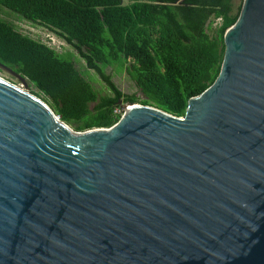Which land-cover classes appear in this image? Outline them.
Returning <instances> with one entry per match:
<instances>
[{
    "label": "water",
    "instance_id": "water-1",
    "mask_svg": "<svg viewBox=\"0 0 264 264\" xmlns=\"http://www.w3.org/2000/svg\"><path fill=\"white\" fill-rule=\"evenodd\" d=\"M225 44L184 117L84 133L0 77V264H264V0Z\"/></svg>",
    "mask_w": 264,
    "mask_h": 264
},
{
    "label": "trees",
    "instance_id": "trees-1",
    "mask_svg": "<svg viewBox=\"0 0 264 264\" xmlns=\"http://www.w3.org/2000/svg\"><path fill=\"white\" fill-rule=\"evenodd\" d=\"M236 0H0L30 26H44L73 46L109 90L98 92L63 54L0 19V64L29 79L76 132L110 129L120 102L156 106L184 117L191 98L219 77L225 36L244 5ZM222 18L223 23L214 26ZM126 70L143 95H127L108 67Z\"/></svg>",
    "mask_w": 264,
    "mask_h": 264
},
{
    "label": "rangeland",
    "instance_id": "rangeland-1",
    "mask_svg": "<svg viewBox=\"0 0 264 264\" xmlns=\"http://www.w3.org/2000/svg\"><path fill=\"white\" fill-rule=\"evenodd\" d=\"M243 1L244 0H236L235 1L236 6L238 7L239 5H242ZM0 19L15 25L16 27H18V30L21 32L37 31L35 28L30 26V23L27 20H24V18H22L21 15H19L14 11H10L4 7H0ZM39 30L42 31V33L44 34L43 36H45V39L48 40V37L51 36L49 33H51L52 30H48L46 27L40 25H39ZM59 38L55 36L56 41L58 43L59 42L62 43L61 47H63V50L61 53L72 54L73 62L77 70H79L88 80L91 81L92 85L98 92L102 94H108L109 90L107 89L106 85L100 80V78L96 75L94 71L87 69L85 60L81 58V56L76 51V49L73 46L69 45L68 42L65 41L63 38L60 39ZM107 73L112 75L114 83L125 94L127 95L135 94L140 99L144 98L143 95L140 93L139 89L137 88L135 81L130 77V75L126 70H120L118 66H113L107 68ZM0 77L22 89H25L31 94H33V92H36V90L33 87H31V84L29 82L28 84L21 82L19 78L15 76L9 69H5L1 65H0ZM116 109H114V116H116L115 115ZM124 115H125V111H124ZM71 128L75 130V127H71Z\"/></svg>",
    "mask_w": 264,
    "mask_h": 264
},
{
    "label": "built area",
    "instance_id": "built-area-1",
    "mask_svg": "<svg viewBox=\"0 0 264 264\" xmlns=\"http://www.w3.org/2000/svg\"><path fill=\"white\" fill-rule=\"evenodd\" d=\"M223 23V19L220 18L217 20V23L216 25L214 26H218V25H221ZM33 28H35L37 31H24L22 33L32 37L33 39L37 40V41H41L42 43L48 45L49 47L57 50L58 52H62L63 50V47L62 46V43L61 42H57L56 39H55V36L58 37L54 31H51V33H49L51 36L48 37V40L45 39V36H43L44 34L42 33V31L39 30V26H32ZM59 38V37H58ZM60 39V38H59ZM116 109V108H115ZM115 117L117 118H121V120L123 119L124 117V110L120 107H117V109L115 110Z\"/></svg>",
    "mask_w": 264,
    "mask_h": 264
}]
</instances>
